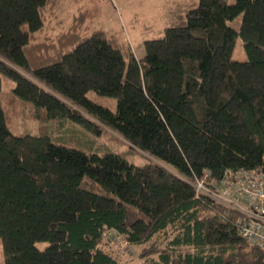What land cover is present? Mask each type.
I'll return each mask as SVG.
<instances>
[{"label":"trees","instance_id":"obj_1","mask_svg":"<svg viewBox=\"0 0 264 264\" xmlns=\"http://www.w3.org/2000/svg\"><path fill=\"white\" fill-rule=\"evenodd\" d=\"M57 2L0 0L4 264H125L115 237L139 248L135 264H264L239 233L244 205L195 188L221 194L224 177L264 174V0H166L141 57L120 31L89 29L85 10L48 35ZM237 38L243 60L231 58ZM13 105L35 133L12 130ZM51 121L110 129L146 162L57 143Z\"/></svg>","mask_w":264,"mask_h":264},{"label":"rangeland","instance_id":"obj_2","mask_svg":"<svg viewBox=\"0 0 264 264\" xmlns=\"http://www.w3.org/2000/svg\"><path fill=\"white\" fill-rule=\"evenodd\" d=\"M165 1L166 0H58L56 6V18L50 22L48 35H53L66 29L70 24L71 16L78 10L86 11V23L89 29L102 28L104 30L120 31L133 47L135 56L144 54L142 41L154 37L160 33L165 24ZM232 3L234 0H226ZM240 15H237L227 24L234 29L238 28ZM231 58L243 60L245 54L240 40H235V46ZM13 82L2 78V90L5 92L13 86ZM94 95H92L93 97ZM96 97V96H94ZM96 102L114 108V100L111 98L96 97ZM12 105H10L11 107ZM17 112L13 115L15 120L10 121L12 130H29L35 133L39 123L29 119L24 106L13 105ZM22 115V116H21ZM43 124V123H42ZM44 125V124H43ZM46 125V126H45ZM44 127L50 130L51 136L65 146H72L81 150H92L97 152L111 151L123 155L134 164H143L146 158L141 151L125 141L118 134L103 127L99 136L85 132L80 126H73L67 122H46ZM110 249L125 264H135L138 261L139 248L124 244L119 239L111 238ZM45 242L37 243L43 247ZM0 264H4L2 243L0 239Z\"/></svg>","mask_w":264,"mask_h":264},{"label":"built area","instance_id":"obj_3","mask_svg":"<svg viewBox=\"0 0 264 264\" xmlns=\"http://www.w3.org/2000/svg\"><path fill=\"white\" fill-rule=\"evenodd\" d=\"M224 178L221 194L203 188L202 182H196L195 188L223 202L243 204L238 207L242 212L239 233L250 244L264 250V174L251 176L243 171L232 178Z\"/></svg>","mask_w":264,"mask_h":264}]
</instances>
